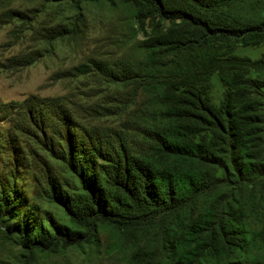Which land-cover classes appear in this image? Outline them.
Listing matches in <instances>:
<instances>
[{"label":"trees","instance_id":"1","mask_svg":"<svg viewBox=\"0 0 264 264\" xmlns=\"http://www.w3.org/2000/svg\"><path fill=\"white\" fill-rule=\"evenodd\" d=\"M83 2L126 6L144 35V56L120 63V125L59 153L74 186L52 184L56 217L20 213L11 188L0 223L29 253L96 243L107 227L122 264H264V53H235L264 44V0Z\"/></svg>","mask_w":264,"mask_h":264},{"label":"rangeland","instance_id":"2","mask_svg":"<svg viewBox=\"0 0 264 264\" xmlns=\"http://www.w3.org/2000/svg\"><path fill=\"white\" fill-rule=\"evenodd\" d=\"M143 38L120 3L79 8L74 0H0V195L12 188L20 213H60L50 201L52 184L71 191L74 179L59 153L72 141L78 148L97 145L118 128L120 97L128 90L120 85V63L144 56ZM235 53L257 59L264 44L238 45ZM210 82L220 103L219 74ZM124 258L107 227L96 243L29 253L0 223V264H122Z\"/></svg>","mask_w":264,"mask_h":264}]
</instances>
